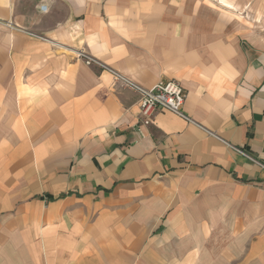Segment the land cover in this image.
Listing matches in <instances>:
<instances>
[{"label":"crops","instance_id":"1","mask_svg":"<svg viewBox=\"0 0 264 264\" xmlns=\"http://www.w3.org/2000/svg\"><path fill=\"white\" fill-rule=\"evenodd\" d=\"M0 264H264V0H0Z\"/></svg>","mask_w":264,"mask_h":264},{"label":"built area","instance_id":"2","mask_svg":"<svg viewBox=\"0 0 264 264\" xmlns=\"http://www.w3.org/2000/svg\"><path fill=\"white\" fill-rule=\"evenodd\" d=\"M46 5H41V10H45ZM11 25V22H5ZM77 57L85 60L87 64L98 63L103 68L108 69L116 81L137 92L140 96V122L141 126L153 124L154 116L158 111H171L185 120L191 122L190 118L183 110L186 101V92L180 82L176 80L160 81L151 87H145L128 76H125L116 69H113L99 60L94 59L87 51L80 50ZM139 125V130L141 129Z\"/></svg>","mask_w":264,"mask_h":264}]
</instances>
